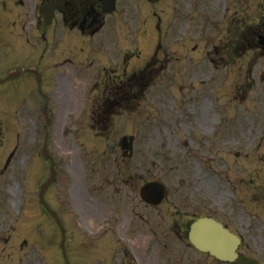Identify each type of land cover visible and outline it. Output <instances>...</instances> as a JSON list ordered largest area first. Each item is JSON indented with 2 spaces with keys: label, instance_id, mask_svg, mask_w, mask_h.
I'll list each match as a JSON object with an SVG mask.
<instances>
[{
  "label": "rangeland",
  "instance_id": "rangeland-1",
  "mask_svg": "<svg viewBox=\"0 0 264 264\" xmlns=\"http://www.w3.org/2000/svg\"><path fill=\"white\" fill-rule=\"evenodd\" d=\"M163 1L165 0L156 2L153 8L162 5ZM227 2L231 3L232 9L224 12L226 18H223V6ZM249 4H243L242 0L239 2L236 0H168L162 5L165 13L163 15L166 18L176 14L174 21L177 24L188 19L192 23L196 20L199 23L202 22L203 26L202 28L185 29L180 36L174 34L171 42L175 45L176 56L171 67L163 70L156 77L153 85L147 89L141 100L131 102L132 108L127 111L128 117L120 123L121 126L112 125V130L107 132L98 124H93L95 115L91 116V112L98 106L95 107L94 102L90 100V118H86L89 134H83V129H81L76 137L77 143H70L69 136L56 131L55 125L53 129H50V134H53L50 136V147L58 156V170H60L63 190L59 191L55 185L49 193L48 200L60 212L66 228L69 237L70 264H108L106 262L108 259L110 264H117L120 255L119 247H115L112 243L114 237L110 238L109 233L104 237L102 233L97 234L98 231H103V227H108V220L111 221L109 227L112 229L115 227L116 235L123 236V239L125 237L123 242L129 244L132 241L130 243L134 246L137 239L143 240L141 246L146 257L144 261L147 264H189L190 261L191 264H223L210 256H201L194 250L191 252L188 251L191 249L184 247L182 249L181 243H178L175 237L170 240L164 236L167 234L165 231L172 228L175 223L169 216L170 211L173 210L170 204L175 205L172 201L174 198L180 200L181 203L189 201L192 204H203L204 202L203 210L208 207L210 198L211 201L216 199L217 202L223 199L221 206L224 207L234 205V208H229L227 213L224 208L225 213H219L217 216L230 224L232 228L245 232L246 244L242 249L243 253L246 256L257 257L256 260L243 259L240 264H264V252L261 251H264V241L259 231L252 229L261 223L253 217L252 211V213L248 212L250 211L248 200L254 184L258 185V177L261 175V181L264 182V147L256 152L251 151L250 157L245 153L257 144L253 137L258 134L259 119L264 128V112L260 111H264V101L262 105H257V110L251 109L253 112L248 109L252 108L253 104H243L237 124L231 121L235 115L233 107H226L222 111L226 117L222 135L230 136L229 138L223 139L219 131L218 135L214 136L200 135L201 131L203 134L207 132L210 134L211 126L216 127L219 119L222 121L220 114L218 116L216 114L217 105L214 96L207 95L211 91H218L217 82L214 80H225L226 87L234 85L232 90L229 91V87L226 90L229 91L228 93L232 92L231 96H227L231 99L235 94V89L238 90V96L241 93V97L252 98L254 95L252 92L259 88V79L264 76L259 71L257 78H249L246 66L242 67L230 61L229 57H225L229 61L228 66L217 71L210 62V59L215 58L216 50L212 48L214 45H218L222 50L237 47L232 34L235 29L234 23L245 14L248 8L246 5ZM130 6L131 0H127L126 7ZM233 10L236 11L233 12ZM139 11L138 5L130 9V19L134 20L133 25H129L130 32H138V23L135 18L139 16ZM181 14H183L182 17H180ZM198 16H200L199 20ZM111 27L110 25L109 31L112 30ZM219 27L223 29V33L217 35ZM118 28L121 32L120 22H118ZM222 38L223 41H221ZM129 39L128 43L123 39V46L128 44L130 53L141 54L142 58L146 56V48H142L133 36ZM163 42L165 46L166 44L171 46L167 37ZM112 43L118 44L115 39ZM222 43L226 46L223 47ZM119 46L121 50L123 47L120 43ZM178 46H182L183 49H179ZM194 46L196 48L191 50L190 48ZM207 52L210 54L208 55ZM162 53L163 51L160 52L161 56ZM213 82L211 89L207 91L209 84ZM252 86L255 88L247 94V87ZM262 88L264 90V87ZM197 92H201L199 95L202 98L197 97ZM192 97L198 102H204L209 110L207 116L202 118L197 103V112L191 114ZM25 103L28 110L34 106V88L29 80L23 79L0 85V111L5 114L10 129L15 126L17 118L13 115V110L20 107V119L23 118L25 109L22 107ZM70 105L66 103V106ZM91 105L93 107L90 112ZM259 106H263V109ZM237 109L241 110L240 107ZM249 111L253 116L256 115L257 121L254 119L252 124L255 123L248 127L252 128L250 131L256 129L248 135L246 126L251 123L247 117L250 116ZM201 123L204 126L200 125V127L207 129L206 131L198 129ZM93 126L96 128L94 129ZM30 128L32 126L28 123V129ZM0 129L3 128L0 127ZM95 130L97 134L102 135V138L95 137ZM233 132L234 135H232ZM108 134L111 136L107 138ZM124 134H134L139 138L138 145L136 143L134 147V158L132 151L129 154L125 151L127 157L125 159L124 151L119 147ZM90 136L95 141L86 145L85 142ZM97 139L106 142L107 149L98 146ZM239 139L241 142L244 140V146L237 145ZM187 140L191 141L190 145L184 146ZM32 141H34V136L26 132L21 143H27V145L21 146V153L13 161L12 166L0 169V200L2 201L0 207V264H66L60 248L61 234L58 228L44 215L41 205L32 206L31 203L33 187L37 183L40 185V181L43 182L46 179V170L49 174V167L46 166L44 169L38 165L32 153H28L24 159V153L29 148L28 143ZM17 143L20 144L17 138H11L8 142V138L0 135V151L1 149L3 152L8 150V153ZM179 144H181L180 147ZM58 145L63 147V152L58 150ZM3 152H0L1 156L5 155ZM236 156V162H234ZM253 161L256 162V166L252 169L263 166L261 172L259 171L260 175L258 172H253L251 178L247 177L248 180L253 179L254 184L243 181L232 172L233 170L235 172L237 164L244 162L254 166ZM232 164H234L233 170ZM153 180L163 182L169 194L168 204L159 209L154 207L151 209L144 205L140 198V188ZM228 183L232 184L236 190L238 189L236 191L238 198L234 200L233 205L226 201L232 191ZM117 189L120 190L118 194ZM26 190L31 191L27 207L21 199L25 198L23 192ZM33 207L36 210H33ZM196 208L192 210L198 212V205ZM246 212L252 216L248 217ZM140 215L144 217V221L142 220L143 235L137 236L135 234L137 232L132 231L131 227L133 220L136 217L140 218ZM262 218H264L263 215ZM11 219L16 220V227L9 226ZM250 222L254 226L250 225ZM151 229L157 231L160 240L167 244L168 248L157 243ZM258 229H262L264 234V227ZM163 230L165 233H161ZM46 232L52 237V240L49 238L48 242L45 241ZM89 232L94 233L92 235ZM126 246L130 252L134 253L129 245ZM135 252L139 253V250L135 248ZM184 256L191 258L184 259Z\"/></svg>",
  "mask_w": 264,
  "mask_h": 264
},
{
  "label": "water",
  "instance_id": "water-1",
  "mask_svg": "<svg viewBox=\"0 0 264 264\" xmlns=\"http://www.w3.org/2000/svg\"><path fill=\"white\" fill-rule=\"evenodd\" d=\"M204 249H209L211 252L223 259H226L228 255H230V253L233 251L232 245L231 243L227 242L226 237H222L218 241L215 240L214 244L205 246Z\"/></svg>",
  "mask_w": 264,
  "mask_h": 264
},
{
  "label": "flooded vegetation",
  "instance_id": "flooded-vegetation-1",
  "mask_svg": "<svg viewBox=\"0 0 264 264\" xmlns=\"http://www.w3.org/2000/svg\"><path fill=\"white\" fill-rule=\"evenodd\" d=\"M243 35H247V36H252L253 35L254 37L264 36V19L261 20L258 24H255L254 26L248 27L243 32Z\"/></svg>",
  "mask_w": 264,
  "mask_h": 264
}]
</instances>
